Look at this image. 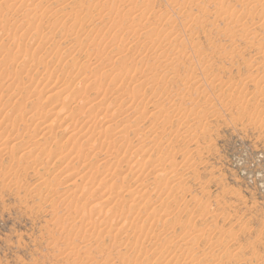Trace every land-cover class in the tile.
I'll list each match as a JSON object with an SVG mask.
<instances>
[{"label": "rangeland", "instance_id": "obj_1", "mask_svg": "<svg viewBox=\"0 0 264 264\" xmlns=\"http://www.w3.org/2000/svg\"><path fill=\"white\" fill-rule=\"evenodd\" d=\"M0 264H264V0H0Z\"/></svg>", "mask_w": 264, "mask_h": 264}]
</instances>
